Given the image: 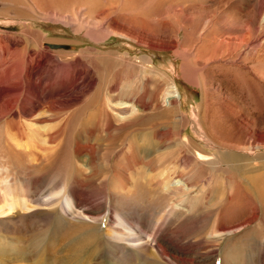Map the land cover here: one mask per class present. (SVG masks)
<instances>
[{"label":"rangeland","instance_id":"rangeland-1","mask_svg":"<svg viewBox=\"0 0 264 264\" xmlns=\"http://www.w3.org/2000/svg\"><path fill=\"white\" fill-rule=\"evenodd\" d=\"M0 55V264H264V0H0ZM40 120L42 156L15 149ZM167 158L193 173L180 220L144 182ZM121 216L145 238L114 236Z\"/></svg>","mask_w":264,"mask_h":264},{"label":"bare ground","instance_id":"bare-ground-1","mask_svg":"<svg viewBox=\"0 0 264 264\" xmlns=\"http://www.w3.org/2000/svg\"><path fill=\"white\" fill-rule=\"evenodd\" d=\"M1 56V55H0ZM3 57V56H2ZM1 57V58H2ZM2 60V59H1ZM4 60V59H3ZM2 60V61H3ZM13 63V61H12ZM4 64V63H3ZM28 64V63H27ZM8 65V64H7ZM70 66V63L67 65L66 64V71L63 75V78L64 77H67L68 78V75L71 77L70 75V71L68 69V67ZM19 64L15 63L14 64H10L9 67L6 69L7 70V73L8 75L10 76L11 73H13V76L14 74L16 73V75H18V73H20V70L19 69ZM6 68V67H5ZM28 69V67L26 68ZM4 70V69H3ZM29 71V70H28ZM4 72V71H3ZM22 72V70H21ZM73 73V72H72ZM22 74V73H21ZM45 74V73H44ZM3 75V74H1ZM7 75V76H8ZM20 75V74H19ZM18 75V76H19ZM23 75H26V74H23ZM6 76V77H7ZM5 77V78H6ZM23 77V76H22ZM21 77V78H22ZM29 77V76H27ZM69 77V78H70ZM12 79V78H11ZM43 80L45 78H42ZM21 81V80H20ZM42 81V80H41ZM39 82V81H38ZM44 82V81H43ZM9 83V82H8ZM29 83V82H28ZM31 83V81H30ZM46 83V82H45ZM4 84V83H3ZM6 84V83H5ZM48 84V83H46ZM42 85V84H41ZM34 87V86H33ZM25 88V87H24ZM26 89V88H25ZM29 91V90H28ZM15 92V91H14ZM33 92V91H32ZM31 93V92H30ZM54 93V92H53ZM29 93H27L28 95ZM34 94V93H33ZM165 98L167 99V102L168 104H173L174 101L179 98V95H178V91H177V88L174 84H171L169 87H168V90L165 92ZM10 96V95H9ZM36 96V95H35ZM34 96V97H35ZM18 97V96H17ZM32 97V96H31ZM33 97V98H34ZM38 97V96H37ZM25 98V97H24ZM33 98H31V100H33ZM50 98V97H49ZM9 100V99H8ZM14 100V99H13ZM21 100V99H20ZM15 101V100H14ZM38 101V100H37ZM50 101V100H49ZM110 101V100H109ZM32 102V101H31ZM30 102V103H31ZM43 102V101H42ZM58 104L61 105L62 102L64 101H60L59 99H56V101ZM54 102V103H55ZM116 102V101H115ZM5 103V102H4ZM22 103V102H21ZM21 103H18V104H21ZM45 103V102H44ZM49 103V102H48ZM53 103V104H54ZM52 104V103H51ZM119 105H123L121 106L120 108L121 109H118V112L119 113H130L132 111H134L133 109H126V105H125V102H120L118 103ZM127 104V103H126ZM46 105V103H45ZM12 106H13V103H12ZM34 106V105H33ZM48 108H49V105H47ZM55 106V104L53 105ZM129 106V105H128ZM14 107V106H13ZM23 107V106H22ZM20 107V108H22ZM44 107V106H42ZM20 110V109H19ZM53 110H57V107L56 108H49L47 109L45 113L47 117L51 118V115H53ZM24 111V109H23ZM19 112V111H18ZM29 112V111H28ZM135 112V111H134ZM42 112L40 113V116L44 119L45 118V115L42 116L41 115ZM27 115V114H26ZM124 116V115H123ZM24 117V116H23ZM37 117V116H36ZM32 119V117L30 118ZM39 119V118H37ZM41 119V118H40ZM42 123L39 124V126L36 128H34L33 126H35V124H28L26 125V127L24 128V131H25V138H22V139H19V138H15V136L13 135L12 136V141L14 143V145L12 146H15V149H22L24 152L26 153H30L31 155H41L39 153H41L45 148V146L49 143V139L51 137V132L49 127H47V123L44 122V120H40ZM46 121V120H45ZM31 122V121H30ZM48 122V121H47ZM29 123V122H27ZM26 123V124H27ZM37 123V122H36ZM38 124V123H37ZM41 132V139L38 138V133ZM47 137V138H46ZM39 140H38V139ZM38 142H40L42 145H39ZM12 143V142H11ZM180 145H182V148H185L186 150H188V152L191 151V149L194 151V158L196 159V161L199 163V164H205L206 162L211 165L213 167V169L215 168H220V165L223 166L224 168L225 167H228L230 166L229 163H233V160L235 158V155L234 154H228V153H225V154H222V155H218L217 157L215 158H206L207 156H205L204 153L200 152L198 150V148L192 146V145H187V143L185 142H181L180 140ZM14 148V147H13ZM25 153V154H26ZM45 153V152H44ZM42 153V154H44ZM42 156V155H41ZM43 158V157H42ZM93 158V157H92ZM91 158V159H92ZM94 160V159H93ZM178 160H180V158H178ZM178 160H169V158L167 159H161L160 162H158V166L156 167V169L154 170L153 168H151L150 170V174L144 179V182L145 183H149L151 186H154L155 189H157L158 191L157 192H160L162 193L164 196L166 195L167 197V201L169 203V205L171 206V213H173L175 216H177L176 219L180 220L181 219V210H180V206L183 204V203H187L185 202V199L190 196L192 194V191H193V188L195 187V183L193 181V173H191L190 171H185L182 166V162L180 160V164L177 162ZM107 161V160H106ZM93 162V161H92ZM150 164H152L153 166V163L155 164V162L153 160H150L149 161ZM157 163V161H156ZM108 164V163H107ZM89 165H90V162H89ZM96 167H102L103 169V172L102 173H106L107 172V167H104V166H101L100 164H95ZM92 166H94L92 164ZM151 166V167H152ZM89 167V166H88ZM150 167V166H149ZM92 169V168H91ZM148 170V169H147ZM92 171V170H91ZM195 180V179H194ZM57 183L55 184H52L50 185V193L48 194V192L46 193L47 195H51V196H56L57 194H59V192H53V190H56L58 188V186L56 185ZM196 189V188H195ZM260 189V188H259ZM42 191V190H41ZM260 191V190H259ZM203 192V190H202ZM6 193L3 192L2 194V199L4 200V194ZM263 192L261 191L260 194H262ZM36 194V193H35ZM42 194V193H40ZM46 194H43V195H46ZM38 196V195H37ZM36 196V199H34L35 197H33L32 199H34L33 201H35V203L37 204H47L49 205L50 203H52L51 200H47V199H44L43 196ZM31 200V199H30ZM190 206V205H189ZM189 206H185L183 207V209H185L186 213L190 214L192 212V208H190ZM195 207V205H194ZM50 210V209H49ZM52 210V209H51ZM50 210V212H51ZM55 210V209H53ZM160 215H158L157 217H159ZM161 217V216H160ZM156 219V218H155ZM158 220V219H156ZM184 220V219H183ZM186 220V219H185ZM120 221L125 223V226L122 225V229L121 230H116L113 235L118 237V236H127V239H129V241H138V240H141L142 238H145L144 234H145V229L142 228L143 226V223L141 222L140 219H131V218H127V217H123L121 216L120 217ZM178 226V225H177ZM86 227L88 228V230L91 232V234L89 235V239H90V242H96L97 241V237L93 236L94 235V232L98 229L96 227V225H94V223H86ZM136 227H138V229L136 230ZM170 227V226H169ZM181 227H177L176 230L174 229L173 233L176 234V236H180L181 235ZM228 229V228H227ZM220 232L218 233H215V234H211L212 236V240L213 242L215 243L214 246H216V244L220 243V240L226 235L228 234V232H230V230H219ZM167 232V231H166ZM165 234V233H164ZM122 237V238H124ZM126 238V237H125ZM170 238V237H169ZM177 238V237H176ZM125 240V239H124ZM162 240V238H161ZM128 241V240H126ZM156 241V248H157V251L159 253V255L163 256V255H167L168 251L169 250H172V248H170V246L168 244H165L163 241H157V239H155ZM114 246V245H112ZM149 254L154 256L155 255V252L152 249V246L149 245ZM177 249V248H176ZM177 250H181V248L177 249ZM144 252H146L144 250ZM214 253V252H213ZM114 255V254H113ZM117 256V255H116ZM119 257V256H118ZM117 257V258H118ZM116 261V260H115ZM113 262H114V258H113ZM117 263V262H116ZM116 263H112V264H116Z\"/></svg>","mask_w":264,"mask_h":264}]
</instances>
